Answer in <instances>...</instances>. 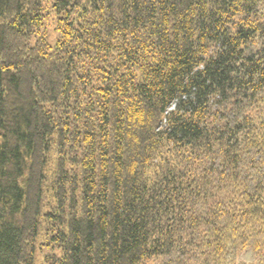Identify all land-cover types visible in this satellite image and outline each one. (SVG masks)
Listing matches in <instances>:
<instances>
[{
  "label": "trees",
  "instance_id": "trees-1",
  "mask_svg": "<svg viewBox=\"0 0 264 264\" xmlns=\"http://www.w3.org/2000/svg\"><path fill=\"white\" fill-rule=\"evenodd\" d=\"M0 264H264V0H0Z\"/></svg>",
  "mask_w": 264,
  "mask_h": 264
}]
</instances>
